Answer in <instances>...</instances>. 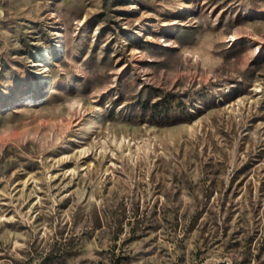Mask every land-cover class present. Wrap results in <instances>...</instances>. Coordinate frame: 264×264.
<instances>
[{
	"label": "rangeland",
	"instance_id": "374dc122",
	"mask_svg": "<svg viewBox=\"0 0 264 264\" xmlns=\"http://www.w3.org/2000/svg\"><path fill=\"white\" fill-rule=\"evenodd\" d=\"M0 264H264V0H0Z\"/></svg>",
	"mask_w": 264,
	"mask_h": 264
},
{
	"label": "bare ground",
	"instance_id": "6f19581e",
	"mask_svg": "<svg viewBox=\"0 0 264 264\" xmlns=\"http://www.w3.org/2000/svg\"><path fill=\"white\" fill-rule=\"evenodd\" d=\"M34 64H40V63L36 62V63H34Z\"/></svg>",
	"mask_w": 264,
	"mask_h": 264
}]
</instances>
